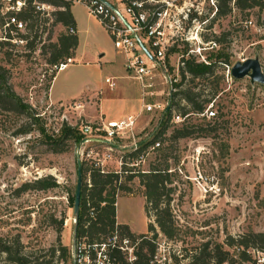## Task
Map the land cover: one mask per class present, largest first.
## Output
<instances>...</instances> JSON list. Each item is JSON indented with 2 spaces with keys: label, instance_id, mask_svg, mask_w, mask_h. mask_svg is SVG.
I'll return each instance as SVG.
<instances>
[{
  "label": "rangeland",
  "instance_id": "1",
  "mask_svg": "<svg viewBox=\"0 0 264 264\" xmlns=\"http://www.w3.org/2000/svg\"><path fill=\"white\" fill-rule=\"evenodd\" d=\"M175 3L182 7V14L188 13V20L183 21L187 37L195 39L193 44L201 40L218 42L217 48L206 53L210 62H216L214 73L196 79L187 76L183 84L200 90L201 99L213 102L217 117L207 120L191 116L187 124L203 130L178 140L170 136L174 126L181 127L182 123H170L163 140L165 150L151 151L140 166H127L135 171L168 166L172 172V182L167 185L173 188L171 208L180 230L175 238L167 239V264H175V257L187 262L183 255L205 241L224 243L229 235L238 238L264 232V85L253 83L248 76L238 79L232 75L238 61L256 57L264 72V8L241 10L232 4L230 13L219 16L218 0ZM73 12L80 29V46L75 59L63 60L68 63L64 70L47 63L51 44L67 32L56 22L55 15L49 26L45 24L49 21H44V31L37 34L32 47V39L26 46H0V72L31 113L0 106V236L13 242L20 235L25 253L33 258L45 255L44 259L52 264H73L72 251L77 242L73 198L80 143L62 139V130L71 127L74 134L81 135L82 124L102 114L118 118L119 114L140 109V86L124 66L125 55L116 50L108 31L85 5L74 4ZM248 20L253 23L247 26ZM189 48L190 41L180 40L176 50L169 52L170 65L176 69L172 76L178 83L182 78L177 65L181 56L187 57ZM110 76L116 79L114 90L105 83ZM157 77L158 89L164 90L165 98L164 75L158 72ZM160 119L159 115H144L141 125L150 122L144 133ZM53 140H63L62 152L51 149L48 142ZM118 157L115 152L108 165L110 170L118 168ZM140 175L141 172L124 174L122 186L127 188L117 187V224H127L137 236L142 234L138 231L145 228L147 217ZM41 177L55 179L58 186L45 190L25 188V183ZM146 222L145 234L153 236L148 229L151 223L158 237H166L157 226L155 211ZM124 230L116 228L117 241L124 238ZM79 241L86 242V238ZM61 244L69 255L64 262H57L52 259V251ZM225 248L234 250L227 245ZM249 250L253 259L250 264H261L255 256L262 250ZM238 263L239 259L235 264ZM0 264L14 263L0 253Z\"/></svg>",
  "mask_w": 264,
  "mask_h": 264
},
{
  "label": "built area",
  "instance_id": "2",
  "mask_svg": "<svg viewBox=\"0 0 264 264\" xmlns=\"http://www.w3.org/2000/svg\"><path fill=\"white\" fill-rule=\"evenodd\" d=\"M65 3L83 4L87 7L91 16L95 17L108 31L116 50L125 55V67L129 76L135 79L140 86V109L124 114L118 118H108L104 115L93 121L82 124V140L79 147V156L90 166L98 168L102 173L111 171L109 163L114 160L115 152L119 154L117 159L118 168L113 170L118 175L121 184L124 174L148 173L150 170L141 171L127 168V166H140L146 156L155 150L164 147L163 140L167 131L161 132V127L166 120V111L171 106L173 93L178 90L175 83L177 77L172 76L176 69H172L170 50L178 46L179 41H190V48L185 52L186 56H194L197 61L210 64L206 53L218 47L216 40L197 41L186 35L185 21L188 13L181 12L176 0H63ZM0 45H24L33 38L35 33L44 31V21L54 20L55 12L64 7L45 2L43 0H0ZM148 4L151 6L147 8ZM34 8L38 13L41 24L34 30L29 27L28 20L20 17L21 13ZM173 7L176 9H173ZM181 12V13H180ZM247 26L253 23L246 21ZM46 26L50 25L45 22ZM70 33H76L75 28L69 29ZM192 43V44H191ZM143 45V46H142ZM151 54V56L147 53ZM180 57L177 69L184 61ZM71 60V59H69ZM67 62L56 65L57 70H64ZM164 75L167 85V93L164 98V90L159 91L157 73ZM178 75V73H177ZM105 83L108 88H116V79L107 77ZM162 97V99H161ZM65 106V105H63ZM82 106L81 104L75 105ZM159 115L161 119L154 123L150 131L144 130L150 125H141L144 115ZM200 116L207 120L217 117V110L213 102L199 113H187L185 115L173 113L170 123H185L191 116ZM153 141L145 147V141ZM136 153V156H134ZM90 183V179L88 178ZM114 242L117 239L114 237ZM136 242L129 238L118 241V248L125 254L126 259L134 264L137 259ZM158 250L154 255L153 264H167L165 252L169 249V242L165 237L157 240ZM264 249L257 251L256 260L264 264ZM74 264H117L108 250V244L77 241L72 251Z\"/></svg>",
  "mask_w": 264,
  "mask_h": 264
},
{
  "label": "trees",
  "instance_id": "3",
  "mask_svg": "<svg viewBox=\"0 0 264 264\" xmlns=\"http://www.w3.org/2000/svg\"><path fill=\"white\" fill-rule=\"evenodd\" d=\"M45 2L55 4L64 9L55 12L56 22L62 24L67 32L61 33L57 42L51 44L49 51V58L47 63L58 65L65 59H70L75 56V52L79 46V35L77 32V25L75 17L72 13L70 4L65 3L63 0H43ZM218 15L223 16L231 12L232 4L241 10H250L255 7L264 8V0H218ZM21 18L28 20L31 30L41 24L40 18L34 8L21 13ZM73 27L76 33H70L69 29ZM37 34L35 33L29 46H33V40H36ZM29 43V41H28ZM27 43V44H28ZM5 46L4 44H2ZM0 45V46H2ZM176 47V46H175ZM172 48L173 50H176ZM172 49L170 51H172ZM187 51V50H186ZM223 54H219L218 57H222ZM168 61L170 63L169 57ZM184 65L180 66L181 81L175 83L178 88L173 93L171 106L166 111V120L161 127V134L166 132L169 128L170 121L173 113L185 115L187 113H199L202 112L209 99H201L202 92L192 87H183L184 80L187 76H191V79H196L205 75H212L214 73L215 63L206 64L199 62L192 55L183 57ZM4 71V69H2ZM56 75L53 76V78ZM185 102V105H183ZM0 106L4 110H18L31 114L28 110V106L22 102L20 97L8 84L6 76L3 72H0ZM31 116V115H30ZM203 130L197 125H189L187 122L183 123L181 127L174 126L171 133V140H178L182 138H188L193 136L196 132ZM27 133L30 131L27 130ZM44 133V130H41ZM62 139L72 138V140L81 142L82 135L74 134L71 127L64 128L61 132ZM62 141H49L51 149L54 152H62L64 149L61 147ZM153 141H145V147L149 146ZM160 150H165L161 148ZM159 151V150H158ZM136 156V153H134ZM83 171V185L81 192V205L79 218L76 223V240L86 238L87 244L103 243L108 244V250L110 255L115 258L117 264H131L125 254L118 248V241L114 242V232L117 227L124 228L125 232L122 237L129 238L133 242H136V255L137 259L134 264H153L152 260L157 253L158 245L157 240L160 238L155 233V227L153 224L148 225V229L153 236L142 233L135 235L132 233L128 225L117 224V187L126 189L127 187L120 186L118 184V175L112 170L107 173H102L98 168L90 166L86 161L82 162ZM89 174L90 183L86 178V174ZM134 176V175H131ZM141 181L145 187V203L144 209L147 218L151 216L152 210L155 211V221L160 231L166 236V239H173L179 232V227L176 223L173 210L171 208L172 192L173 188L169 187L167 183H171L172 172L169 171L167 166L164 169L153 167L148 173H141ZM27 189L45 190L58 186V183L53 178L41 177L35 182L25 183ZM75 202V197L73 198ZM123 238V239H124ZM259 242L261 245H259ZM234 247L233 252L226 249L225 246ZM250 248L264 249V232L250 233L249 235H243L240 237H234L232 235L227 236L224 243L217 241H205L199 246H195L192 252L187 255H183V258H188L187 262L179 261L178 257H175V264H224V263H236L238 264H250L252 262V255ZM23 243L21 242V236L17 235L13 242L0 236V253L6 255V260L14 264H52V261L45 260V255L41 257H32L25 253ZM69 253L68 249L64 245H59L58 248H54L52 251V259H57V262H64L67 259ZM235 258H237L235 260ZM255 263V261H254Z\"/></svg>",
  "mask_w": 264,
  "mask_h": 264
},
{
  "label": "water",
  "instance_id": "4",
  "mask_svg": "<svg viewBox=\"0 0 264 264\" xmlns=\"http://www.w3.org/2000/svg\"><path fill=\"white\" fill-rule=\"evenodd\" d=\"M143 46V45H142ZM151 56V54L147 51ZM232 75L235 78L250 77L253 83H261L264 85V72L258 57L249 58L244 61H238L232 68ZM78 181L76 186L75 193V202H74V214L75 222L78 221L81 205V192L83 185V171H82V159L78 156ZM75 238H76V229H75ZM74 264V263H73Z\"/></svg>",
  "mask_w": 264,
  "mask_h": 264
},
{
  "label": "crops",
  "instance_id": "5",
  "mask_svg": "<svg viewBox=\"0 0 264 264\" xmlns=\"http://www.w3.org/2000/svg\"><path fill=\"white\" fill-rule=\"evenodd\" d=\"M73 6L74 5H72L71 6V10H72V13H73V15H74V17H75V20H76V25H77V32L80 34V29H79V25H78V20L76 19V16H75V14H74V12H73ZM79 46H80V36H79ZM79 46H78V48H77V50H76V56H74V59L77 57V55H78V49H79ZM124 66H125V62H124ZM51 92H52V87H51ZM52 99L53 100H55L54 98H53V96H52ZM55 101H57V100H55ZM59 101H62V100H59ZM69 101H71V100H69ZM63 102H65V101H63ZM121 116H123V115H121V114H119V116L118 117H121ZM143 202L145 203V200H143ZM146 219V221H147V217L145 218ZM145 221V228L143 229V228H141L140 229V231H138V232H141V233H145L146 231H147V222Z\"/></svg>",
  "mask_w": 264,
  "mask_h": 264
}]
</instances>
